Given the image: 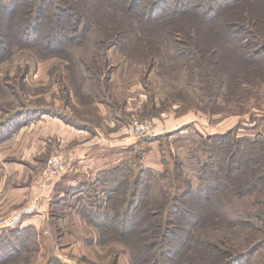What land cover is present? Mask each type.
<instances>
[{
  "label": "rangeland",
  "instance_id": "rangeland-1",
  "mask_svg": "<svg viewBox=\"0 0 264 264\" xmlns=\"http://www.w3.org/2000/svg\"><path fill=\"white\" fill-rule=\"evenodd\" d=\"M55 1L58 0H45V11L52 12ZM10 2L0 0V11L7 10L8 7L1 6ZM21 4L23 7L16 10L18 13L10 9L8 12L14 14L3 15L8 23H29L28 17L33 16L29 11L34 4L32 0H20ZM65 9L69 11L68 7ZM51 14L42 19L43 34L50 27ZM92 30L94 27L88 33L85 31L80 39L74 38L75 41L72 37L76 34H69L54 44L44 45L30 39L35 46L24 41H13L5 49L0 45V142L29 119L43 113H60L71 120L77 117L83 120V114L90 108L98 118L118 120L109 108L104 112L99 105L118 106L127 97L124 92L132 95L129 100L132 109L122 119L130 129V139L135 142L131 156L123 158L117 172L109 171L101 181H90L83 193L75 189L71 196L70 191L69 198L61 201L55 210L61 223L56 232L58 241L54 232L53 241L31 250L22 264H46L49 258L57 264H130L133 252L137 264L148 254H137L133 247L146 244L159 249L165 247L162 242L169 243V239L165 242L163 228L156 237L152 229L154 220L158 219L167 229L173 227L171 223L177 216L170 213L173 205L168 204L172 197L193 191L202 182L201 177L210 184L222 181L231 171L227 168L231 149H239L242 154L233 166L247 163L251 158L258 160V146L264 143V71L260 75L245 73L247 84L243 86L234 83L231 75L219 90L213 77L205 80L198 65L192 66L190 71L187 65L195 58L186 52L183 44L186 40L179 35L171 37L176 41L177 50L162 48V52L149 59L118 43L97 50L99 36ZM247 31L229 35L230 42H224L219 48L218 65L233 62L228 59H240L242 42L247 43L249 49L259 51L256 57L264 60V38L246 40L250 38ZM0 34L9 41L21 36L13 24L7 31L0 29ZM225 37L219 35L215 39L221 38L222 43ZM207 38L199 37L201 41ZM166 41L170 43V37ZM219 68L217 72L221 74L223 68ZM205 87L216 94L208 95ZM94 120L99 125V119ZM253 140L259 142L250 143ZM49 155L43 172L46 180L49 179L46 175ZM258 198L263 199L264 194ZM94 204H100V208L110 214L122 210L123 232L118 227L120 224L112 225L118 232H111L91 223L86 216L89 210L92 213L95 209ZM216 211L222 215L220 227L229 226L228 233L234 234L230 237L225 234L227 243L235 246L233 250L244 249L241 246L244 241L252 245L256 239L264 237V221L252 220L253 225L248 222L243 227H234L220 206ZM211 229H204L205 233ZM215 240L217 248L224 247L228 252L229 248ZM204 248L197 250L196 255H203ZM245 254L243 260L233 264H264V239Z\"/></svg>",
  "mask_w": 264,
  "mask_h": 264
},
{
  "label": "trees",
  "instance_id": "trees-1",
  "mask_svg": "<svg viewBox=\"0 0 264 264\" xmlns=\"http://www.w3.org/2000/svg\"><path fill=\"white\" fill-rule=\"evenodd\" d=\"M44 2L45 0H32L34 5L29 12L32 11L33 16L28 17L29 23L17 21L8 23V19L3 17L14 14V11L23 7V4L20 5V0H11L8 5L1 4V7L8 9L0 11V29L7 31L9 25L13 24V28L17 27L21 32L19 39L14 38L15 40L10 41L0 34L2 37L0 45L3 49L13 41L29 42L35 46L30 39H36L44 45L50 42L54 44L57 39L69 34H76L72 37V41H75L77 37L80 39L85 31L88 33L94 27L92 31L99 36L97 50L100 51L104 45L118 43L128 50L140 52L143 58L149 59L162 52V48L175 50L176 41L171 37L185 38L186 41L183 42L185 50L191 54L190 57L195 58L193 63L187 65L190 71L192 72V66L198 65L205 75V80L213 77L219 90L229 81L231 75L234 77V83L243 86L246 83L245 73L250 71L260 75L261 71H264V60L256 57L260 52L249 49L245 42L239 47L242 50L239 54L240 59L237 58L236 61L228 59L227 61L233 62L218 65L217 58L223 43L230 42L229 35L249 30L247 32L250 38L246 40L264 38V0H58L55 1L52 12L45 11L47 9L44 7ZM65 7H68L69 11L65 12ZM10 9L13 12H8ZM50 13H52L50 15L52 22L48 31L43 34L42 19ZM247 23L251 25L250 28ZM200 35L202 39L204 36L209 38L201 41ZM219 35L226 36L222 39V43L221 38L215 39ZM167 37H170V43L166 41ZM41 38L45 41L41 42ZM211 44L214 45L209 46ZM96 52L92 56L94 62ZM219 67L223 68L221 74L217 72ZM204 89L208 90V95L216 94L214 90L206 87ZM255 142L259 141H250V143ZM260 143L257 149L258 154L260 152L258 160L251 158L247 163L233 166V162L239 161L242 154L239 149H231L227 161V168L231 171L222 181L210 184L201 177L202 182L193 191L190 189L181 196L172 197L168 204L173 205L170 213L177 216L171 223L173 227L167 229V226L165 224L163 226L162 221L158 219L154 220L152 229L156 237L158 230L163 228L166 231L165 242L169 239V243L162 242V232L160 239L165 247L154 249V245L146 244L133 247L137 254H148L147 258L140 259L137 264H233L243 260L251 246L257 245L264 237L256 239L252 245L244 241L241 245L245 247L244 249L233 250L235 246L227 243L225 234L228 237L234 234L231 231L228 233L229 226L223 229L220 227L219 217L222 215L219 216L216 209L220 206V210L234 227H243L248 222L252 224V220L264 221V198H258L264 194V148H262L264 143ZM234 157L236 158L233 159ZM231 167L235 169L232 170ZM94 206L92 213L89 210L86 216L91 223H97L99 228L111 232L113 230L118 232L112 225L120 224L118 227L120 232H123L122 210L110 214L105 208H100V204H94L92 208ZM210 227H212L211 231L205 233L204 229ZM26 234L27 232L15 237L14 241H5V246L0 248V264L15 263L29 257L31 250L35 248L28 243L23 245ZM218 234L220 237H216ZM216 238L220 244L229 248L228 252L224 247L217 248ZM200 248H204V254L198 256L196 252ZM23 252L26 255H23ZM134 254L135 252L130 264H136ZM51 263L53 260L49 258L46 264Z\"/></svg>",
  "mask_w": 264,
  "mask_h": 264
},
{
  "label": "crops",
  "instance_id": "crops-1",
  "mask_svg": "<svg viewBox=\"0 0 264 264\" xmlns=\"http://www.w3.org/2000/svg\"><path fill=\"white\" fill-rule=\"evenodd\" d=\"M123 95L130 98L126 97L118 106L99 105L104 112L109 108L118 120L98 118L90 108L83 114V120L43 113L0 142V218L20 213L15 226L0 228V248L6 240L14 241L25 232L23 245L42 248L46 241H53L54 232L58 241L56 232L61 223L55 210L61 201L69 198L70 191L77 189L76 192L83 193L90 181L98 182L109 171L117 172L123 158L131 156L135 142L122 119L132 109L129 101L132 95L126 92ZM93 118L99 119V125ZM55 149L66 153V167L53 179L46 180L43 173L46 158ZM23 260L9 264H22Z\"/></svg>",
  "mask_w": 264,
  "mask_h": 264
},
{
  "label": "built area",
  "instance_id": "built-area-1",
  "mask_svg": "<svg viewBox=\"0 0 264 264\" xmlns=\"http://www.w3.org/2000/svg\"><path fill=\"white\" fill-rule=\"evenodd\" d=\"M65 152L56 150L51 153L46 163V175L53 179L56 175L65 170L66 167ZM20 213H12L0 218V228H9L17 224Z\"/></svg>",
  "mask_w": 264,
  "mask_h": 264
}]
</instances>
